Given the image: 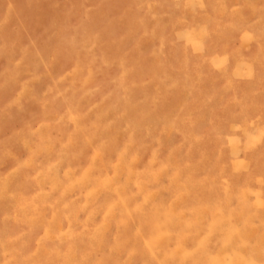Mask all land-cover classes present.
I'll return each mask as SVG.
<instances>
[{"label": "clouds", "instance_id": "clouds-1", "mask_svg": "<svg viewBox=\"0 0 264 264\" xmlns=\"http://www.w3.org/2000/svg\"><path fill=\"white\" fill-rule=\"evenodd\" d=\"M91 2L0 37V264H264V0Z\"/></svg>", "mask_w": 264, "mask_h": 264}, {"label": "rangeland", "instance_id": "rangeland-1", "mask_svg": "<svg viewBox=\"0 0 264 264\" xmlns=\"http://www.w3.org/2000/svg\"><path fill=\"white\" fill-rule=\"evenodd\" d=\"M98 3V0H96ZM129 0H108L107 3L101 5V10L107 18L119 17L123 10L128 7ZM94 4L89 0H0V37L5 41L11 42L18 37L27 43L29 38L43 43L48 40L54 30V24L67 21L76 24L85 9L93 7ZM170 11V17H165L163 23L168 24V32L172 31L171 25L175 23L182 15H186L191 21L193 17L176 9L175 5H165V10ZM211 10V9H209ZM104 17L97 16L96 23L103 22ZM199 20V17L196 18ZM126 21H115L114 27L117 32H123L126 27ZM158 45V41L151 38H145L140 45V52L147 55L154 47ZM234 47V45H233ZM256 51L255 45L252 46L251 52H245L244 55H253ZM179 50L173 51L169 49V59L175 64V58L180 57ZM8 66L7 57L0 60V70ZM235 67V60L229 68L231 71ZM179 139V138H177Z\"/></svg>", "mask_w": 264, "mask_h": 264}]
</instances>
